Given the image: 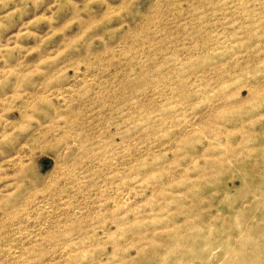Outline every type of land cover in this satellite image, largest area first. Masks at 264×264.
<instances>
[{
    "label": "rangeland",
    "instance_id": "obj_1",
    "mask_svg": "<svg viewBox=\"0 0 264 264\" xmlns=\"http://www.w3.org/2000/svg\"><path fill=\"white\" fill-rule=\"evenodd\" d=\"M0 264H264V0H0Z\"/></svg>",
    "mask_w": 264,
    "mask_h": 264
}]
</instances>
